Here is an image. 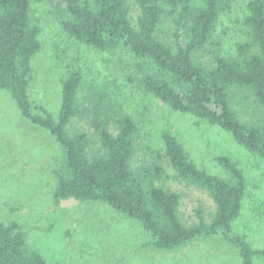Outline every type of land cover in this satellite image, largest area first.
<instances>
[{"label":"trees","instance_id":"1","mask_svg":"<svg viewBox=\"0 0 264 264\" xmlns=\"http://www.w3.org/2000/svg\"><path fill=\"white\" fill-rule=\"evenodd\" d=\"M46 3L62 31L100 51H127L149 60L155 71L137 79L138 88L168 105L229 133L234 142L264 160V0H250L244 25L248 42L234 56L220 53L214 38L220 15L235 0H33ZM174 15L175 50L155 35L161 18ZM30 0H0V89L9 92L22 117L47 130L64 151V166L54 171L53 200L100 201L141 222L157 249H174L200 237L221 235L239 252L241 264H253L264 249H252L245 237L233 233L246 190L243 171L228 157L216 158L226 177L198 169L175 136L161 135L163 155L152 164L132 165L138 134L132 118L116 119L113 135L101 123L96 140L82 130L66 127L85 115L77 90L79 70L62 80L57 119L42 107L32 112L28 98L31 60L41 48L40 27L30 24ZM204 51L209 63L197 56ZM164 158L184 183L206 191L215 210L208 221L196 211L197 222L186 226L180 195L154 182L165 176ZM146 180V181H144ZM0 264H46L28 249L17 223H0ZM60 264V263H55Z\"/></svg>","mask_w":264,"mask_h":264},{"label":"rangeland","instance_id":"2","mask_svg":"<svg viewBox=\"0 0 264 264\" xmlns=\"http://www.w3.org/2000/svg\"><path fill=\"white\" fill-rule=\"evenodd\" d=\"M250 0H235L219 16L214 38L220 53L234 56L237 45L248 42L244 25ZM30 24L40 27V51L31 60L28 98L32 112L44 108L57 119L62 80L79 70L77 96L85 112L70 122L67 132L82 130L96 140L103 123L115 135L116 119L129 115L138 134L132 165L152 164L163 155L161 135L169 132L198 169L226 177L216 158H230L243 171L246 190L241 210L232 223L233 233L245 237L252 249H264V160L236 144L221 128L168 105L138 88L137 79L155 71L147 59L127 51H100L68 37L46 3L30 0ZM174 15L161 18L155 35L172 50ZM198 52L209 63L205 52ZM64 151L47 130L20 114L9 92L0 89V223L15 222L28 249L41 254L46 264H241L238 249L221 235L200 237L174 249H157L140 221L100 201L73 198L53 200L57 180L54 171L64 166ZM166 173L154 182L180 195L179 214L184 225L197 222L196 211L210 219L215 206L208 193L180 180L168 162H159ZM146 181V180H144ZM253 264L264 258L253 257Z\"/></svg>","mask_w":264,"mask_h":264}]
</instances>
